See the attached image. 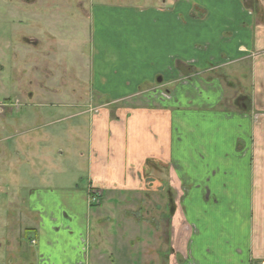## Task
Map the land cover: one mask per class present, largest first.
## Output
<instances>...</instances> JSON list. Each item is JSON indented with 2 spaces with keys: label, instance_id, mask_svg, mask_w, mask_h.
<instances>
[{
  "label": "crops",
  "instance_id": "obj_1",
  "mask_svg": "<svg viewBox=\"0 0 264 264\" xmlns=\"http://www.w3.org/2000/svg\"><path fill=\"white\" fill-rule=\"evenodd\" d=\"M160 3L162 9L157 6L156 10L148 8L143 13L146 14V22L154 27L162 15L161 24L167 22L170 28H174L172 45L168 46L173 48L171 53L164 47L159 53H150L151 63L145 70L140 69L134 53L132 57L123 55L120 68L124 69L121 73L125 82L116 91L111 87L110 80L107 84L105 73L98 72L97 88L89 87L97 96L92 106L101 107L103 114L86 117L84 112L73 109L84 106V103L75 101V104L65 102L59 105L65 107L61 113L69 112L71 116L56 118L54 114H45L40 118L36 114L31 119L30 131L35 137L43 134L42 139L46 143L44 154L49 157L46 161H55L63 154L59 148L56 149L60 150L57 154V151L47 147V140L61 136L65 153L69 152L71 144L77 149L78 160L85 161L79 168L81 173L76 171L70 178H83L84 183L79 186L70 182L52 195L41 193L39 189L33 195L28 193L34 200H28L31 204L26 206L23 234L24 239L36 248L31 252V258L36 255L38 258L37 262L19 261L16 264H118L120 260L124 264H148L145 224H136L134 230V223L125 220L134 218L136 214L126 212L121 217L126 226L125 242L123 248L118 249L111 231L120 224L118 222L113 227L108 222V226H101L104 222L100 219L104 215L92 210L90 190L104 195V204L115 202V196L119 197L121 193L125 201L133 198L145 200L153 193L163 195L168 202L178 203L181 201V186L188 189L184 202L188 201L192 210V221L190 224L185 222L188 243L185 240L178 251L184 262L188 258L192 264L264 263V221L253 208L259 188L254 169L258 166L250 158L248 164L242 162L246 158L243 148L247 139L246 130L252 124L251 117L240 112L229 116L238 111L236 101L246 97L236 94L228 99L225 96L226 87L220 80L209 76L212 73H208L210 68L207 64V59L213 57L209 42L216 38L229 40L230 33L224 28H240L238 33L234 31L233 34L239 36L240 41L247 37V42L255 43L258 42L256 36L258 39L260 36L252 32L246 36L245 27L239 19L229 17L235 6L239 7V2L225 0L222 15H210L200 21L192 19L190 10L195 9L193 4H178L174 0H161ZM240 8H243L242 4ZM181 9L188 13V23L183 24L187 34L183 36L179 30V16L176 18ZM260 19L264 21V17ZM252 21L253 28L264 26L260 20L255 24ZM12 26L0 22V59H5L10 51V39L14 36ZM156 38L157 33H153L152 43L157 42ZM27 42L33 46L38 44L36 40ZM217 52V60L227 55L223 49ZM182 54L183 58H188L185 60H192V65L185 60L183 63L176 61ZM104 57L102 52L97 53L98 61L104 60ZM180 67L185 68L186 73ZM194 68L199 70V75L193 73ZM80 69L82 72L78 75L84 76L87 67ZM150 91L159 92V96L152 95ZM162 91L170 96H163ZM113 92L120 93L114 95ZM248 100L252 107L250 97ZM68 106L70 111L66 108ZM230 106L235 110L230 111ZM217 113L223 115L224 128L210 119ZM41 127L44 129L38 131ZM218 137L224 139L219 145L215 142ZM244 201L249 203L248 211L240 213L239 205ZM74 202L81 203L82 212H76L72 206ZM58 203L64 207H58ZM43 205L46 211L39 213L37 208ZM179 213L184 216L182 211ZM134 234L141 235V241L135 244L127 242ZM138 250L141 251V259L137 255ZM159 259L163 258L160 256Z\"/></svg>",
  "mask_w": 264,
  "mask_h": 264
},
{
  "label": "rangeland",
  "instance_id": "obj_2",
  "mask_svg": "<svg viewBox=\"0 0 264 264\" xmlns=\"http://www.w3.org/2000/svg\"><path fill=\"white\" fill-rule=\"evenodd\" d=\"M174 1H178V4L188 2L187 5H195V9L190 10L195 21L210 15H222V5L225 3V0ZM232 1L239 2V7L236 5L229 17L233 20L239 19L245 27L246 36L252 32L260 37L258 39L256 36L258 42L255 43L247 42V37L240 41L239 36L233 35L234 31L238 33L240 28H224L230 33L228 41L215 37L216 39L209 42L213 57L207 59L210 68L208 73H212L209 76L220 80L223 87H226L225 96L228 99L236 94L251 99L252 107L248 114L252 124L246 130L247 139L243 148L246 158L242 162L248 164L250 158L251 162L258 166L254 169V178L259 188L253 208L256 215L264 221V26L253 28L250 23L252 20L253 23H258L259 20L264 22L260 19L264 17V0ZM160 2L161 0H0V22L5 25L13 24L11 30L14 32L7 57L0 59V263L16 264L30 260L37 262V255L31 258V252L36 248L24 239L23 234L26 227V206L34 200L28 193L33 195L39 189L41 193L52 195L59 187L70 182L79 186L84 183L83 178H70L76 171L81 173L80 169L85 161L78 160L77 149L71 144L69 152L65 153L61 136L47 140V147L54 151L59 148L63 154L57 156L55 161H46L49 157L44 154L46 143L42 139L43 134L35 137L34 132L30 131L33 123L31 119L36 114L40 115V118L45 114H54L56 118L71 116L69 112L61 113L65 107L59 105L65 102L75 104V101L84 103V106L73 109L84 112L85 115H82L86 117L103 114L101 107L92 106L96 103L97 96L95 97V91L89 87L97 88L98 72L105 73L107 84L110 80L111 87L116 91L125 82L121 73L124 69L120 68L123 55L132 57L134 53L140 69L145 70L151 63L150 53H159L162 47L171 53L173 48L168 46L172 45L174 28H170L167 22L161 24L162 15L154 27L146 22V14L143 13L148 8L156 10L157 6L162 9ZM240 4L243 8H240ZM187 14L183 9L176 14V18L179 16V30L182 36L187 34L183 26L188 23ZM239 22L237 24L236 21V25L239 26ZM153 33H157L156 43H152ZM28 40H36L38 44L33 46ZM148 40L151 42H147ZM221 49L228 56L217 60V51ZM98 52L106 56L104 60L98 61ZM183 55L176 58V61L183 63L188 59L183 58ZM115 60L117 62H114ZM185 61L192 65V60ZM84 67H87V72L85 70V75L79 76V72H82L80 68ZM180 69L186 73L185 68ZM193 71L199 75V70L194 68ZM119 93L113 92L114 95ZM150 93L159 96V92ZM246 102L242 100V103ZM66 108L69 111L71 109L69 106ZM233 109L230 106V111ZM236 113L239 112H232L229 116L232 117ZM212 116L210 119L216 121L219 127H225L222 114ZM41 129L44 128H38V131H42ZM215 142L219 145L224 139L218 137ZM227 143L229 144L228 140ZM90 191L92 195L93 190ZM115 198V202L104 204L106 200L101 194L99 202L91 206L96 213L106 217L100 219L104 222L101 225L103 228L108 226V222L113 227L119 222L120 227L117 226V229L111 231V234L114 232L112 237L118 249H122L125 242L126 226L121 217L126 212L133 213L138 217L134 215V218L125 221L134 223V230L136 224H145L147 229L144 239L148 250L145 253H148V264H192L188 258H185L184 262V257L178 252L185 240L188 243L189 239L186 223L192 221V210L188 201L172 203L163 195L161 197L153 193L148 195V200L133 198L131 201H125L122 193ZM117 198L119 201H116ZM248 204L244 201L240 204L243 206L239 205L240 213H243V210L247 213ZM57 206L64 207L61 203ZM72 206L76 212H82L80 202H74ZM182 206L188 211L185 213L186 217L179 213ZM37 209L39 213L46 211L45 205ZM111 215L117 217L110 219L108 216ZM140 239L141 235L134 234L127 242L135 244L139 243ZM140 254L141 251L138 250V257ZM160 256L164 260H160ZM119 263L124 264V261L120 260Z\"/></svg>",
  "mask_w": 264,
  "mask_h": 264
},
{
  "label": "flooded vegetation",
  "instance_id": "obj_3",
  "mask_svg": "<svg viewBox=\"0 0 264 264\" xmlns=\"http://www.w3.org/2000/svg\"><path fill=\"white\" fill-rule=\"evenodd\" d=\"M160 82V81H159ZM161 94H164V96H167V97H169L170 96V94H167L166 92H161ZM246 97V96H245ZM171 98V97H170ZM248 98L246 97V98H240V99H238L236 102H237V104H238V112H241V113H244V114H247L248 112H249V109L251 110V108H250V101L249 100H247ZM242 100H246L247 102L246 103H242ZM247 105V106H246ZM187 192H188V189L187 188H185L184 186H181V188H180V193H181V196H180V199H181V201L180 202H178V203H184V199L186 198V197H188V195H187ZM182 211H183V213H184V217H186V215H185V213L186 212H188L187 210H186V208L185 207H183L182 206ZM190 224V223H189ZM191 232H192V224H191Z\"/></svg>",
  "mask_w": 264,
  "mask_h": 264
},
{
  "label": "built area",
  "instance_id": "obj_4",
  "mask_svg": "<svg viewBox=\"0 0 264 264\" xmlns=\"http://www.w3.org/2000/svg\"><path fill=\"white\" fill-rule=\"evenodd\" d=\"M162 95L164 96V94H162ZM100 195H101L100 192H94L92 195H90V198H89L90 205L94 204V203H98L100 200ZM262 264H264V263H262Z\"/></svg>",
  "mask_w": 264,
  "mask_h": 264
},
{
  "label": "water",
  "instance_id": "obj_5",
  "mask_svg": "<svg viewBox=\"0 0 264 264\" xmlns=\"http://www.w3.org/2000/svg\"><path fill=\"white\" fill-rule=\"evenodd\" d=\"M160 81V79L158 80V82Z\"/></svg>",
  "mask_w": 264,
  "mask_h": 264
}]
</instances>
